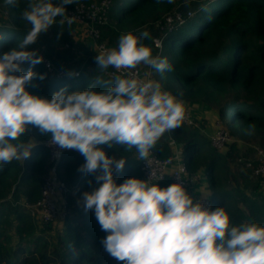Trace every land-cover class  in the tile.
Returning a JSON list of instances; mask_svg holds the SVG:
<instances>
[{
  "label": "trees",
  "instance_id": "trees-1",
  "mask_svg": "<svg viewBox=\"0 0 264 264\" xmlns=\"http://www.w3.org/2000/svg\"><path fill=\"white\" fill-rule=\"evenodd\" d=\"M81 1L93 0L77 3ZM0 2L2 53L15 46L30 25L21 19V10L28 0H20L19 7L9 6L5 0ZM74 4L66 5V10ZM171 5L167 0H114L102 39L115 47L121 34L148 32L150 39L142 42L153 47L154 55L166 57L172 66L163 76L151 69L154 80L184 99H210L216 103L217 117L233 138L224 149H215L210 137L198 132L193 124H181L165 133L153 152L166 157L174 151L171 141H177L188 169L201 172L202 178L208 179L206 189L213 209L226 207L234 224L251 219L264 225V178L238 161L242 155L237 144L240 139L257 136L258 144L264 148V0L188 3L183 7L191 8L193 15L184 12V21L167 29L163 46L156 48L153 40L160 32L151 23L163 18ZM75 28L80 27L61 24L57 19L30 46V50H38V56L49 58L56 68L76 73L58 76L43 61L36 65L25 62L22 72L16 75L26 74L30 69L37 73L27 85L31 94L50 99L61 88L66 87L69 93L85 90L96 75L111 79L104 72L98 73L97 52L92 53L88 45L76 41L72 34ZM41 49L45 55H41ZM40 75H45V79L40 80ZM101 90L97 86V91ZM249 131L251 134H247ZM49 137L50 134H41L38 128L29 125L21 140L35 143L31 155L24 161L14 160L0 167V264H124L111 257L101 244L108 233L101 230L94 210H84L82 194L93 191L102 182L95 179L99 173L78 171L85 163L78 151L65 150L57 163L58 175L75 187L69 197V214L63 222L39 223L22 205L23 201L40 197L44 178L54 164L45 144ZM103 148L107 155L117 159L128 157L124 169L114 172L117 184L132 177L144 179L135 149L125 153L124 146ZM232 160L236 163L234 169L230 166ZM158 183L164 188L174 181L167 174ZM12 227L14 234L10 233Z\"/></svg>",
  "mask_w": 264,
  "mask_h": 264
},
{
  "label": "clouds",
  "instance_id": "clouds-1",
  "mask_svg": "<svg viewBox=\"0 0 264 264\" xmlns=\"http://www.w3.org/2000/svg\"><path fill=\"white\" fill-rule=\"evenodd\" d=\"M5 3L20 6V0ZM73 3L77 0H61L59 5L28 0L21 19L29 30L0 53V167L31 155L35 143L21 137L29 125L35 126L41 134H50L52 144L85 158L78 171L99 173L95 179L102 183L85 191L82 201L84 210H94L101 230L108 233L101 244L111 257L124 264H264V225L251 219L234 224L226 207L213 209L194 201L181 183L162 188V177L154 180L153 171L146 180H114V172L124 169L128 157L109 156L104 145L124 146L125 153L135 149V159L151 166L158 142L185 119L183 101L159 80L141 78L137 71L140 65L161 76L172 70L166 57L154 55L153 47L142 42L150 39L148 32L129 31L119 36L115 47L100 50L95 57L98 73L111 67L117 74L109 80L96 75L83 91L69 93L65 87L48 99L27 90L37 73L30 69L16 75L25 62L43 61L30 46L57 23V16L65 18V6ZM153 44L161 46L156 40ZM97 86L103 90L97 91Z\"/></svg>",
  "mask_w": 264,
  "mask_h": 264
},
{
  "label": "built area",
  "instance_id": "built-area-1",
  "mask_svg": "<svg viewBox=\"0 0 264 264\" xmlns=\"http://www.w3.org/2000/svg\"><path fill=\"white\" fill-rule=\"evenodd\" d=\"M211 0H181V5L187 3H201L207 4ZM114 0H93L90 2H78L72 7L66 10V17H60L63 19V23H68V18L71 17L72 23L80 28H84L87 35L94 40L97 52L102 49H107V44L102 39V29L109 23V14ZM185 6V5H184ZM175 7V8H174ZM178 4L174 1L168 11L165 12L163 18L155 21V24H159V28L163 31L160 35L154 37V40L160 42V48L163 46L164 37L167 29H172L176 22H183L185 12L188 16L193 15L191 8L178 10ZM169 14V15H168ZM59 20V21H60ZM69 24V23H68ZM66 46H69L66 43ZM45 66L51 71H57L58 76L68 75L69 71L64 69H57L53 62L47 58H43ZM137 71L140 73L141 78L151 79V68L139 66ZM107 76L111 77L116 73V70L109 68L104 72ZM147 74V75H146ZM218 122L213 132L210 133V144L217 150H222L231 140V134L229 130L224 127L222 120L218 117ZM193 117L189 110L185 108V119L182 124L192 125ZM46 146L50 151V158L54 161L49 172L44 178L41 195L35 201H23L22 205L26 210L34 217L38 222L53 223L58 218H66L69 214V197L72 195L75 187L67 184V182L58 175L57 163L61 159L63 152L67 149H61L58 145L51 143V137L46 139ZM255 157L241 156L238 161L246 168H252L254 173L261 175L264 178V148L260 146L254 147ZM150 159L152 161L151 166L147 161H141L140 168L143 173L144 179H148L152 173H155L153 179L161 178L163 180L168 174L174 183H181L188 194L194 197V201H202L205 206L212 208L211 199L207 194L202 192H194L191 187L200 182L201 172H192L188 169L186 160L182 156V152L179 149H175L172 154L166 157H160L152 152ZM159 180V181H160ZM158 181V182H159Z\"/></svg>",
  "mask_w": 264,
  "mask_h": 264
},
{
  "label": "rangeland",
  "instance_id": "rangeland-1",
  "mask_svg": "<svg viewBox=\"0 0 264 264\" xmlns=\"http://www.w3.org/2000/svg\"><path fill=\"white\" fill-rule=\"evenodd\" d=\"M180 1L181 0H176L175 2H176V4H178L179 8L178 7L177 8L181 12V9L183 10V6L187 5L188 3L181 5V8H180V6H179L180 5L179 4ZM52 2L55 5H59L61 3V0H52ZM2 8H3V6H2V4L0 2V16H1L2 12H3ZM207 8H209V7H206L205 9H207ZM4 16L6 17V11H4ZM57 19L60 20V16H57L56 20ZM154 28H155V30L157 32L163 31V30L159 31L160 30L159 24H155ZM72 34H73L74 38L76 39V41H79L80 43L82 42L84 46L88 45L90 51L92 53L96 54V52L98 50L95 47V43L92 42L91 37L87 35V32H85L84 28H75L74 31L72 32ZM104 42L107 44V40H104ZM108 48H112V47L108 46V44H107V49ZM41 50H42L41 51V55H45L44 54L45 50L44 49H41ZM97 54H98V52H97ZM84 62H86L85 59H84ZM91 67L92 66H89V69H92ZM68 73H70V71ZM150 74H151L150 75L151 79H154L153 76H152V71H150ZM168 91H170V90H168ZM170 92L172 93V91H170ZM178 98L183 101L184 108H186L187 110L190 111V113H191V115L193 117L194 128H196L198 132H202L204 135L209 136L210 133L213 132L214 128L216 127V123L219 121L218 117H217L216 103L213 100H210V99H197V100L192 99L191 100V99H187V98L184 99V98L179 97V96H178ZM230 141H233L232 135H231V140ZM171 143H172V146H173L174 150L175 149H179L181 151V146H180V144L177 141L173 140V141H171ZM258 143H259V139H258L257 136L251 137L249 139H240V141L237 142L238 147H239V153H241L242 156L255 157L254 151H253L254 147L255 146L262 147ZM231 164L232 165H230V166H232V169H234L235 166H236L235 161L232 160ZM201 175H202V173H201ZM207 184H208V179L205 176L203 178L201 176L200 182L198 184H196V185H193V187L195 188L196 191L201 189L200 191H202V193L208 194L207 193L208 191L206 189L207 188ZM193 187H191V188H193ZM63 221H64V218H58V220H56L53 223L54 224H60ZM39 223H42V222H39ZM10 233L11 234L15 233V228L14 227H12V229L10 230Z\"/></svg>",
  "mask_w": 264,
  "mask_h": 264
},
{
  "label": "crops",
  "instance_id": "crops-1",
  "mask_svg": "<svg viewBox=\"0 0 264 264\" xmlns=\"http://www.w3.org/2000/svg\"><path fill=\"white\" fill-rule=\"evenodd\" d=\"M192 189H193L194 192H202V191H200L201 189L200 190H197V191L195 190L194 187Z\"/></svg>",
  "mask_w": 264,
  "mask_h": 264
}]
</instances>
